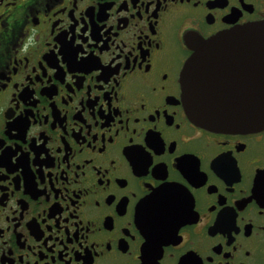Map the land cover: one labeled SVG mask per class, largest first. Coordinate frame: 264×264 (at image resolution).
Wrapping results in <instances>:
<instances>
[{"label":"flooded vegetation","instance_id":"1","mask_svg":"<svg viewBox=\"0 0 264 264\" xmlns=\"http://www.w3.org/2000/svg\"><path fill=\"white\" fill-rule=\"evenodd\" d=\"M264 0H0V264H264V128L189 119L191 37Z\"/></svg>","mask_w":264,"mask_h":264},{"label":"water","instance_id":"2","mask_svg":"<svg viewBox=\"0 0 264 264\" xmlns=\"http://www.w3.org/2000/svg\"><path fill=\"white\" fill-rule=\"evenodd\" d=\"M187 45L180 83L191 122L227 134L263 129L264 20Z\"/></svg>","mask_w":264,"mask_h":264}]
</instances>
